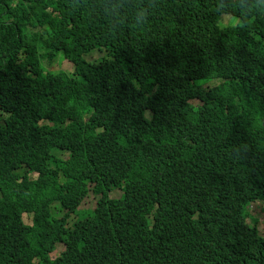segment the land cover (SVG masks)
<instances>
[{
	"label": "trees",
	"instance_id": "trees-1",
	"mask_svg": "<svg viewBox=\"0 0 264 264\" xmlns=\"http://www.w3.org/2000/svg\"><path fill=\"white\" fill-rule=\"evenodd\" d=\"M258 200L264 0H0V264H264Z\"/></svg>",
	"mask_w": 264,
	"mask_h": 264
},
{
	"label": "rangeland",
	"instance_id": "rangeland-1",
	"mask_svg": "<svg viewBox=\"0 0 264 264\" xmlns=\"http://www.w3.org/2000/svg\"><path fill=\"white\" fill-rule=\"evenodd\" d=\"M231 22V18L230 17H225L224 18V23L228 24ZM96 50V49H95ZM99 57V53L96 52L94 56H91L90 58H92L91 60H95V58ZM74 63L72 61H70L68 58H66V56H64L63 52H59V56L57 57V59L55 60V62L53 64L49 65V69H51L52 71H59V70H66L69 72H73L74 71V67H73ZM217 80H211L209 81L206 85H213L214 83H216ZM121 193L116 192L113 194V197H119ZM95 202H96V197H94L93 195H89L88 197H86L82 203V205L80 206L79 210L77 211V213L75 214H71V218L72 220L74 218H76V216L78 215L79 212L81 211H87L90 209H93L95 206ZM264 202L263 201H257L254 202L251 206V211L253 213L252 217L249 218V222L252 224H256V226L261 230L262 234L264 235ZM55 210V207H54ZM25 222L26 223H31V219H27L25 217ZM63 250V246L62 245H58V250L53 252V255H58L61 251Z\"/></svg>",
	"mask_w": 264,
	"mask_h": 264
},
{
	"label": "clouds",
	"instance_id": "clouds-1",
	"mask_svg": "<svg viewBox=\"0 0 264 264\" xmlns=\"http://www.w3.org/2000/svg\"><path fill=\"white\" fill-rule=\"evenodd\" d=\"M35 171H37V172L35 173V175H33V177L36 178V177H38L40 175V179H41V182H42L43 186H49V187H51L59 195V192H58L59 191V188L53 182H51L49 180V178H47L46 176H44L43 173L39 172L38 170H35ZM81 205H82V203H81ZM56 206H57V208H59L60 207V204L57 203ZM80 206H79V208H80ZM79 208L77 209V211L79 210ZM77 211L75 213H77ZM28 219H31V223H28V224L31 225L32 224V218L28 216Z\"/></svg>",
	"mask_w": 264,
	"mask_h": 264
}]
</instances>
